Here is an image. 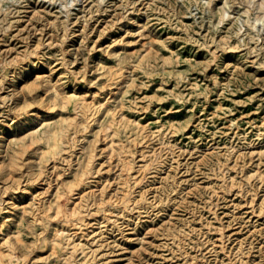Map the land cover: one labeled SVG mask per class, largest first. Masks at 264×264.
Masks as SVG:
<instances>
[{
  "label": "rangeland",
  "instance_id": "374dc122",
  "mask_svg": "<svg viewBox=\"0 0 264 264\" xmlns=\"http://www.w3.org/2000/svg\"><path fill=\"white\" fill-rule=\"evenodd\" d=\"M37 1L40 6L51 9L52 15L59 12L62 3L73 2V0ZM88 1L75 0L73 12L79 11ZM260 2L261 0H138L137 8L131 9L129 5L130 9L125 14L132 10L128 15L140 22H143L145 14H148L151 18L150 23L156 26L161 36L160 39H153L146 33L145 44L136 43L125 48L119 45L115 50H98L100 52L92 54L88 48L78 47L77 36H73L70 41L72 43L70 51L73 58L76 56L77 59L71 66L80 71V74L85 69L89 70L88 80L84 81L82 77L80 78V87L85 84L86 89L92 90L105 85V89L99 92L98 99L108 97L111 94L105 92L112 87L108 85L110 77L113 74L119 76L124 72L120 77V87L125 86L127 91L123 98V94L117 89V97L110 100L109 105L116 112L115 118L107 117L104 114L105 107L101 108L99 103L87 111L84 121H78L73 115L68 116L66 133L69 139L68 146L74 144V141L78 144L73 147L74 153L72 148L62 151L69 156L73 154L68 156L70 161L14 162L15 168L5 180L0 181V186L5 183L9 185L13 175L16 184L21 182L20 188L6 192L7 195L12 196L9 201L15 200V197L23 193L25 183L34 172L41 171L38 174L41 187L39 206L40 209L48 210L50 205L52 206L50 213L54 212L58 193L66 189L69 184L75 186L81 181L83 169L92 153L95 156L91 162H94L97 168L100 167V171L95 173L97 176L93 181L82 185L87 193L91 191L86 209L89 208L94 212L99 202L105 198L111 202L107 206V212L117 213L122 208L119 205L121 198L118 197L114 175L117 167L109 170L108 165L111 162H118L120 145L127 154L130 152L129 155H139L137 159L142 157L140 152L143 149L147 150L144 153L146 155L144 159L147 161L139 162H157L158 159H164L162 172L154 168L141 171V176L144 177L139 185H143L147 201H151L154 195L168 201L165 197L172 187L177 185L172 180L175 177L180 178L181 183L175 191H171V196H175L172 202L179 201V203L174 206L173 211L169 206L167 207L169 212H172L170 217L173 219V225L149 231L142 225L139 227V235H145L148 249L142 253L140 256L142 258L135 256L137 261L140 259L138 263L222 264L223 258H228L229 255L233 257L237 239L235 240V235L229 237V232L240 225H242L241 232L245 233L248 229L247 223H241L237 218L241 205L237 203L236 197H240L242 204L245 205L249 194L242 191L236 195L233 191H228L233 180L232 176L234 179H240L243 187L257 186L259 190L264 188L263 182L254 171L247 172V169L253 166L252 162L254 165L256 162H261L260 165L263 164L262 169H264V127L259 131L264 117V0L263 6L259 4ZM109 8L110 6L104 12L95 15L94 18L99 17L98 23L102 22L108 11L112 9ZM117 10L124 12L125 8L118 6ZM20 15L21 21L28 19L26 11H22ZM30 22L25 21V24L29 25ZM3 23V16L0 15V24ZM32 23L29 27L33 30L34 27L43 28L42 31L40 29L35 31L34 34L37 36L34 35L33 40L39 36L48 37L47 30L51 28L49 24L43 27L42 21L32 20ZM135 25L136 23L131 22L133 28L136 27ZM93 35L94 31L90 37ZM119 35L120 32L114 30L110 35L111 38H108L104 45ZM148 46L152 47L148 49ZM122 99L125 101L123 107L120 104ZM67 111H73L72 104ZM59 113L57 108H50L43 114L44 118H39L34 126L43 127L44 121L56 120L60 116ZM141 116L143 117L139 120ZM42 119L46 120L40 123ZM229 119L234 120L232 125ZM140 125H146L151 130L160 126L163 130H174L175 133L170 141L175 157L172 158L170 150L164 148L160 141L161 135L151 137L148 142L143 141L139 132ZM52 145L53 138L49 137L35 144L40 147L37 153L40 149ZM202 150L216 151L221 158H217L215 162L250 163L242 170L239 164L225 171L217 167L213 171L215 172L213 177L220 183L205 187L202 179L199 178L203 176V172L199 169H208L203 165H200L199 169L194 166V162L198 160L196 155ZM133 151L136 153L133 154ZM27 155L24 154V157ZM169 163L176 165L170 169V172L177 171V173L166 182ZM192 172L198 173L195 177L200 184L197 186L190 184L193 180L182 179L187 178L186 174ZM131 185L132 195H138L140 187L133 181ZM223 193L227 196L224 197ZM26 196L18 201L16 207H10L5 213L6 221L12 222L7 231L12 239L14 254L16 252L15 256H19L16 264H81L83 259L80 250L76 253L74 261L70 263L64 261L66 254L50 253V238L45 240L43 234L51 233L62 217L52 216L53 222L52 220L49 222L50 219L44 216L45 214L41 215L39 211L35 213L25 211L22 206L27 199ZM151 202L148 204L150 205ZM135 205L136 203L130 201L131 208L129 212L126 211L129 214L127 216L131 218L139 216L134 208ZM209 206H215L214 209L216 208L222 217L220 222L225 227L210 222V213L207 211ZM168 210L156 216L155 221L160 222ZM99 213L94 212L84 220L92 223L98 217L102 219V211ZM194 213L197 216V224L184 220ZM216 226L223 227L220 230L224 231L221 239ZM260 226L243 238V249L247 250L249 246H254L250 253L243 254L247 260L255 258L250 264H264V227L260 228ZM87 227L89 228L84 229L85 233L90 232V234L80 236L81 232L77 233L75 242H84L101 233L97 236L98 241L92 243L95 248L103 241V245L97 247L102 253L100 257H109L110 264H131L128 263L130 250L124 247H139L138 242H125V239L117 234L118 231L109 233L110 229L107 230L106 224L95 228L94 232H92L93 226L87 225ZM128 231L130 230L127 229L125 233ZM246 234L248 233L243 236ZM212 240L216 241V245L223 243L224 249L221 250L219 247L217 253L208 251L205 245ZM258 254L262 256L258 257ZM172 255L174 257H171Z\"/></svg>",
  "mask_w": 264,
  "mask_h": 264
},
{
  "label": "bare ground",
  "instance_id": "6f19581e",
  "mask_svg": "<svg viewBox=\"0 0 264 264\" xmlns=\"http://www.w3.org/2000/svg\"><path fill=\"white\" fill-rule=\"evenodd\" d=\"M74 1L75 0H73L71 4L62 3L59 12L52 15L51 9L40 6V3L38 1L36 2V0H0V15L3 16L4 20V23L2 25L0 24V181L5 180L6 176L11 173V170L15 168L14 162H24L26 160L27 162L70 161V158H68L69 155L64 154L65 152L62 151L72 148L74 153L75 149L73 147L78 144H76L77 141H74V144H69L68 146L69 139L66 134L68 130V116L73 115L75 118H78V121H84L87 116V111L93 105L99 103L101 108L105 107L104 114L107 117L110 116L115 118V109L109 104L111 102L110 100H114V97H117L118 91L123 94L122 96L124 98V93L127 89L125 86L120 87V77L123 76L124 72L121 71L122 73H120L119 76L113 74L112 77H110L108 85L112 87L105 92V94H111L108 97L98 99V94L105 89V85H101L92 90L86 89L85 84L80 87V78L82 77L84 81L88 80L87 73L89 70L85 69L83 72L81 71L82 74H80V71L71 66L77 59L76 56L73 58L70 51L72 45L70 41L73 36H77L76 41H78V47L88 48L92 54L100 52L98 50H115L119 45L125 48L131 44H145L144 35L146 33L156 40L161 37L156 30V26L150 23L151 18L148 14H145L146 16L143 22L128 15L132 10L125 14L130 9V7H128L129 5L131 9L137 8L136 4L138 0H89L79 11L73 12V6L76 4ZM259 4L263 6V0H261ZM106 6H110L112 9L109 8L110 10L105 18H103V21L98 23L99 17H94L107 10ZM118 6L125 8V11H118ZM22 11H26L28 16V19L24 21H21L20 14ZM32 20L44 22V24H42L43 27L47 24L51 26V28L47 30V38L39 36L36 40H33L34 35L35 37L37 36L34 34L35 31L38 29L42 31L43 28L34 27V30L30 28L29 25L33 24ZM25 21L31 22L28 25L25 24ZM131 22L136 23V27L133 28ZM114 30L120 32V35L111 39L107 45H104L105 42L108 41V38H111L110 35ZM93 31L94 35L90 37ZM149 43L150 42H148V44ZM151 47L152 46H148V49ZM216 84H218V82H216ZM70 104H72V112L67 111L69 110ZM120 104L122 105L121 107L124 106V99L121 100ZM50 108H57L60 112V116L56 120L44 119L46 120L44 121L42 119L40 123L44 121L42 124L43 127H38V125L35 127L34 124L37 120L39 118H44L43 114L46 113V111L48 112ZM142 117L143 116L139 117V120ZM229 122L230 125H232L234 120L229 119ZM263 127L264 117L261 120L259 131ZM139 132L142 134L143 141L145 142H148L151 137L161 135L160 141L165 146L163 147L170 150L169 152L172 153V158L175 157L170 141V138L175 133L174 130H163L162 126L158 129L151 130L148 129L146 125H140ZM19 133L22 135H17ZM46 137L53 138V145L48 148L40 149V152L37 153L40 147L35 146V144ZM11 150L13 152H10ZM142 150L143 149H141L140 152L142 157L137 159L139 155H129L130 152L127 154L123 146H118V162H111L108 165V169L110 170L112 167H117L114 175L117 192L119 194L118 197L121 198L119 205L122 208L117 213L112 214L107 212V206L111 202L109 201V203L108 200L103 198L102 201L99 202V205H97V210L94 211L98 214L102 211V219L98 217L96 221L92 223L84 220L85 217L94 213L91 212L89 208L86 209L91 191L87 193L85 189L82 188V185H86L93 181L94 177L97 176L95 173L100 171V167L97 168V165L91 162L95 156L92 153L91 155L89 154L88 162H85L86 166L83 169L82 177H80L81 181L75 186L69 184L66 189L58 193L57 198H55V210L52 213L49 211L52 209V206L49 205L48 210L40 209L39 206V201L41 200L39 189L41 187L40 181H38V174L41 171L34 172L33 176H30L25 183L22 189L23 193L15 197V200L9 201L12 196L7 195L6 192L21 187V182L16 184L15 178L12 175L9 185L5 183L0 186V264L17 263L19 256H15L16 252L14 254L12 239L8 233L9 231H7L8 226L11 225L12 222L6 221L5 213L10 210V207H16L18 201L24 199L27 194L29 195L26 196L27 199L22 206L25 211L31 213L39 211L41 215L45 214L44 216L50 219L49 222H51L52 216L56 217L61 215L62 217L51 233L43 234L45 240L50 238L51 254H66L67 256L64 261L70 263L74 261L77 256L76 253L80 250L79 253H82L83 259L81 264H110L108 261L111 259L109 257L101 258L100 256L102 253L98 251L97 248L103 245V241L98 243L95 248L93 247L94 244H92L98 241L97 236L101 233L95 234L84 242L74 241L77 233L81 232L80 236L90 234V232L85 233L84 229L89 228L87 225L93 226L94 229L92 232H94L95 228H100L102 225L106 224L107 230L110 229L108 230L109 233L118 231L117 234H120L121 237L125 239V242L133 243L136 241L140 244L139 247L126 246L124 248H129L130 250L128 263L141 264L138 263L140 259L137 261L135 256L137 255L140 257L142 253L148 249V245L146 244L145 235L140 236L138 229L141 225L148 231L157 230L163 226L173 225V219L170 217L172 212L170 213L167 207L169 206L170 210L172 209L171 211H173L174 206L179 203V201L172 202L175 196H171V191H175L177 186L181 183L180 178L175 177V180H172L177 185L172 187L167 197H165L168 201H164V198L160 199L156 195H154L151 200L153 202L147 201L143 185H139L144 177L143 175L141 176V171L146 168H154L158 172L161 171L164 165V159H158L157 162H139L147 161V159H144L146 156L144 153L147 150ZM26 153L28 155L24 157ZM135 153L136 151H133V154ZM70 156H73V154H70ZM228 156L229 155H227L226 158H228ZM38 158L39 161H37ZM196 158L198 160L194 162V166H196L197 169L200 168V165L208 169H199L203 172V176L199 178L202 179L205 187H212L220 183L213 177L215 174L213 171L217 167L225 171V169L239 164V168L242 170L246 164L250 163L215 162L217 158L221 157L218 156L214 150H202L196 155ZM260 163L261 162H256L254 165V162H252L251 165L253 166L247 169V172L254 171L256 176L264 184V169H262L263 164L260 165ZM168 166L170 168L167 170V175L165 176L166 182L170 181V178L177 173V171L170 172V169L176 167V165L169 163ZM197 174L196 172H192L186 174L187 178L182 179L188 181L193 180L190 184L197 186L200 184L198 178L195 177ZM250 175H248V177H250ZM232 177L233 180L231 181L228 191H233L236 195H239L242 191L249 194V199L245 200V205L242 204V200L239 199L240 197H236L238 199L237 203L241 205V209L237 212V218L240 219L241 223H247L246 226L248 229L245 233L248 234L243 236L245 233L241 232L242 225L229 232V237L235 235V240L237 239L236 251H233V257L229 255L228 258H223L221 263L250 264L255 261V258L247 260L243 254L247 252L250 253L254 246H249L247 250L243 249V238L249 235L258 226L261 225L260 228L262 226L264 227V188L259 190L257 186L243 187L240 179H234V176ZM131 181L140 187L138 195H132ZM213 190H215V188ZM223 196L225 197L227 195L223 193ZM130 201L134 204L136 203L134 208H136V212H138L139 216L133 218L127 216L131 208ZM148 202H151V204L149 205ZM214 207L215 206H209L207 210L210 213L209 220L211 223L222 225V222H220L222 217ZM164 210H168L165 212L166 215L157 223L155 217L160 215ZM226 214L227 212L224 213L225 216ZM143 217L145 218L142 219ZM184 220L192 221L197 224V216H195V213L188 218L186 217ZM222 226L215 227L218 230V234H220V239L223 237L224 233V231L220 230H222L225 225ZM127 229L130 231L125 233ZM117 240H119V238H117ZM219 247L223 250L224 244L221 243L220 245H216L215 240L205 245L208 251L214 253L220 250ZM173 255L176 256L175 254ZM173 255L171 257H174ZM257 256L261 257L262 255L258 254ZM91 261L94 263H91Z\"/></svg>",
  "mask_w": 264,
  "mask_h": 264
}]
</instances>
